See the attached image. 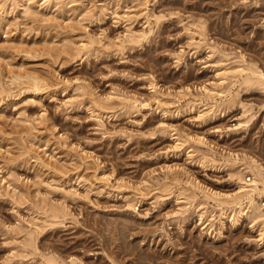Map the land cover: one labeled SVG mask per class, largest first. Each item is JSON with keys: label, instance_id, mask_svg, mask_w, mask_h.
Listing matches in <instances>:
<instances>
[{"label": "rangeland", "instance_id": "obj_1", "mask_svg": "<svg viewBox=\"0 0 264 264\" xmlns=\"http://www.w3.org/2000/svg\"><path fill=\"white\" fill-rule=\"evenodd\" d=\"M251 157L264 0H0V264H264Z\"/></svg>", "mask_w": 264, "mask_h": 264}, {"label": "bare ground", "instance_id": "obj_2", "mask_svg": "<svg viewBox=\"0 0 264 264\" xmlns=\"http://www.w3.org/2000/svg\"><path fill=\"white\" fill-rule=\"evenodd\" d=\"M28 77L32 79L34 83L32 85L35 86L34 89H37L39 87L38 82L40 81L41 77L39 79V77L34 74H28ZM240 158L241 157L236 156L235 159ZM240 161L241 160H239V162ZM240 165H243V169H246V172H249L252 175L250 178H248V180H250L251 182H247L243 177H238L239 182L241 183L238 191L234 193L217 194L216 197L212 198L220 206H229L236 208L240 207V210L242 212L244 209L250 210L254 206V196L257 193H261V191L264 189V166L261 164V162L253 157L246 160V162L244 161V163H241ZM260 185H263V188H261ZM246 199L248 200L247 204H245Z\"/></svg>", "mask_w": 264, "mask_h": 264}]
</instances>
